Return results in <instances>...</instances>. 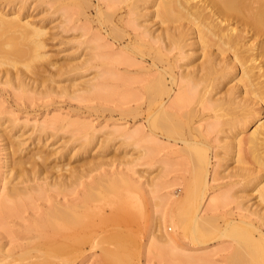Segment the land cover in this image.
I'll return each instance as SVG.
<instances>
[{"label": "bare ground", "instance_id": "bare-ground-1", "mask_svg": "<svg viewBox=\"0 0 264 264\" xmlns=\"http://www.w3.org/2000/svg\"><path fill=\"white\" fill-rule=\"evenodd\" d=\"M97 1L63 0L64 12L70 14L75 10L78 17L97 23L98 32L92 33L94 41L87 46L93 57L98 50L102 52L96 40L101 34L105 33L107 41L119 42L118 50L109 55L115 56L117 64L125 65V72L141 73L151 131H159L166 144L173 140L172 145L187 157L181 163L169 161L166 155L161 164L163 170L184 167L191 173L188 180L186 176V194L174 215L177 231L191 238L192 244L197 245L193 248L206 243L211 235L224 238L215 243L233 249L227 264H264V0ZM26 5L27 0H22L19 8L0 6V71L7 75V83L17 80L19 86L28 90L36 86L34 81L38 78L35 61L43 60L48 53L43 40L47 30L23 11L29 6ZM139 57L150 58L151 63L131 69ZM117 68L106 71L117 72ZM232 81L235 82L229 84ZM47 123L53 126L56 121ZM49 125L37 123L42 132ZM251 126L253 129L248 132ZM212 135L220 137V142L214 144ZM44 136L40 134V139ZM216 147L224 149L225 154L219 156L221 152ZM19 148L21 143L13 135L2 148L6 151L9 198L0 205V226L22 206L26 197L54 188L57 195L46 211L44 225L58 240L53 238L54 244L48 237L44 239L51 244L44 241L6 248L0 235V264H48V246L39 253L34 250L46 243H53L56 247L50 248L58 251L79 246L64 240L77 232L81 221L79 199L65 198L77 176L55 174L42 151L25 158L18 153ZM213 157L218 159L217 163H213ZM232 159L238 162L232 173L241 178L225 185H242L240 192L233 193L238 203L255 198L247 206L248 214L239 213L237 217L221 211L230 197L229 191L217 193L210 182V177L216 180ZM58 193L63 194L61 198ZM12 198L16 200L14 207L9 203ZM160 232L163 250L173 249L179 242L178 232Z\"/></svg>", "mask_w": 264, "mask_h": 264}, {"label": "rangeland", "instance_id": "rangeland-1", "mask_svg": "<svg viewBox=\"0 0 264 264\" xmlns=\"http://www.w3.org/2000/svg\"><path fill=\"white\" fill-rule=\"evenodd\" d=\"M55 1L27 0L26 6L31 4L23 9L31 20L43 24L47 30L43 40L48 55L34 62L38 75L34 81L36 86L27 90L19 86L17 80L7 83V75L0 71V205L9 198V184L5 181L6 151L2 148L13 135L21 143L20 155L26 158L42 151L55 174L77 176L65 198L79 199L81 221L76 233L63 238L79 246L59 251L50 248L58 240L44 225L46 211L57 195L52 187L42 194L25 196L22 206L1 224L0 235L5 247L33 246L49 237L54 241L52 245L47 241L49 244L34 250L42 252L47 245L48 256H51L48 264H227L233 249L215 243L224 238L211 235L206 243L193 248L197 245L192 244L191 238L177 231L174 215L186 194L185 186L191 173L184 167L163 170L161 164L166 155L169 161L181 163L186 162L187 157L172 145L173 140L169 146L159 131H151L141 73H127L125 65L116 63L115 56L109 54L117 51L120 44L112 43V39L107 41L105 33L96 39L104 53L100 51L101 56L98 50L93 57L88 47L94 41L92 33L98 32L97 23L78 17L75 10H71V15L66 11L65 14L63 0ZM21 5L22 0H0V6L5 9ZM95 13L93 9L92 14ZM135 62L133 70L149 65L151 59L139 57ZM62 64L70 70L61 67ZM21 65L19 63L23 67ZM113 66L120 70L106 71ZM90 84L94 86L89 90ZM131 98L137 99L129 102ZM48 121H56V124L50 126ZM45 122L49 126L47 132H42L37 123ZM252 129L249 127L248 132ZM40 134L45 138L40 139ZM212 136L214 144L220 142V137ZM215 150L221 152L219 156L225 154L222 148ZM212 160L213 163L218 161L216 157ZM228 164L226 170L217 174L216 180L210 177L217 193L229 191L230 194L221 211L228 212L227 216L232 212V217L248 214L247 206L255 198L247 203L237 202L233 193L240 192L242 185L225 184L241 178L232 173L238 162L232 159ZM9 203L14 207L16 200L9 199ZM159 223L163 226L159 227ZM159 229L172 235L178 232L179 242L173 249L160 248Z\"/></svg>", "mask_w": 264, "mask_h": 264}]
</instances>
